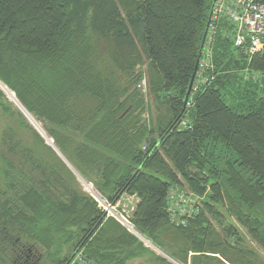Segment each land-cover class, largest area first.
Instances as JSON below:
<instances>
[{
	"label": "trees",
	"instance_id": "16d2710c",
	"mask_svg": "<svg viewBox=\"0 0 264 264\" xmlns=\"http://www.w3.org/2000/svg\"><path fill=\"white\" fill-rule=\"evenodd\" d=\"M212 1L0 0V84L28 113L80 132L70 139L43 127L98 194L133 199L130 223L160 252L182 264L189 254L192 264H263L247 258L217 210L264 251V92L244 79L230 41L215 38L207 81L184 103ZM263 63L254 56L249 69L260 73ZM4 98L0 91L9 113ZM52 177L17 187L15 203L0 194V264H40L41 249L52 264L143 255L73 183ZM174 191L190 200L184 227L168 210Z\"/></svg>",
	"mask_w": 264,
	"mask_h": 264
},
{
	"label": "rangeland",
	"instance_id": "374dc122",
	"mask_svg": "<svg viewBox=\"0 0 264 264\" xmlns=\"http://www.w3.org/2000/svg\"><path fill=\"white\" fill-rule=\"evenodd\" d=\"M141 87L142 92H144V94L142 93L143 101L151 112L153 111V109L150 104L151 98L147 95V86H144V84H142ZM0 91H2V93L4 94V100L6 99V103L2 105L6 109H9V113H4V110L2 108L0 109V194L2 195V192L4 193V199H7L9 203H15V195L19 194V192L16 191L17 187H20L21 185H28V183L30 182L37 186L39 182L46 178L50 179V177L53 181L52 175L56 174L58 176H62L66 185H68L69 182L73 183L76 188L87 195L94 202L96 208L100 211V213L104 214L105 217H107V214L90 195L91 192L97 196L102 197L103 202H107L114 207L118 206L117 211L125 213L131 212V205L133 204L132 198L130 199L128 198L127 194H124L120 196L117 201L112 203L104 195L98 194L94 185L88 183L80 175L78 170L72 164L73 161L70 160L66 156V154V157H64L60 152H56L53 149V143L48 135L44 132V128L46 129L49 127L56 133H59L62 136L69 137L70 139H74L80 136V132L77 133L64 128L52 127L43 119H40L35 115L28 113V111H26V109L18 102L15 95L2 84H0ZM85 106L89 107L90 104L87 102ZM84 110L85 109L78 110L77 114ZM81 113L82 114H80V116L86 115L83 112ZM145 115L146 112L142 115V117H146ZM33 131H35L41 137L44 143L39 138H37L36 134ZM75 144L76 143L69 145L67 147V150L74 152V148L76 147ZM85 144H87V146L90 148L96 147L92 143L85 142ZM13 146L15 147V151L13 153H10L9 147ZM47 147H50L54 154ZM72 158L75 161L77 160L73 156ZM10 162H12L13 166L15 165V167H9ZM76 162L78 163V161ZM42 172L47 175L46 178L44 176H40ZM9 186H14V189L10 188ZM217 210L219 211V213L224 215L227 222H231V224L234 225L238 230V233L242 238V248H246V250L253 253L252 256L249 255L247 256V258H249L251 261L254 258L258 259V262L264 264V251L256 243L250 240L245 229L237 226V223L234 220L227 217L223 209L218 207ZM107 219L113 218L109 216L107 217ZM141 247L142 250L140 251V253H143V255H141L139 258L130 259L126 264H165L164 262L158 260L159 256H157V254L159 253L155 252L152 248L146 247L148 249L147 250L146 248H143V246ZM40 253L42 258L40 264H52L53 258L50 255L45 254V251H43L42 249ZM136 253L139 254L138 250ZM64 255L65 254L63 253L61 256ZM162 255L164 257L166 256V264H182L178 260H175L168 255ZM187 264H192V261L190 260V254L188 255ZM210 264H213V262L210 261Z\"/></svg>",
	"mask_w": 264,
	"mask_h": 264
},
{
	"label": "built area",
	"instance_id": "2783aa9c",
	"mask_svg": "<svg viewBox=\"0 0 264 264\" xmlns=\"http://www.w3.org/2000/svg\"><path fill=\"white\" fill-rule=\"evenodd\" d=\"M217 36L230 41L232 49L244 58L245 67L242 75L245 80H252L259 83V88L264 92V63L263 71L260 73L252 72L249 64L254 56L264 58V0H215L211 17L205 36L204 45L201 52L193 90H196L207 80L203 77L206 69H212V47ZM98 205L101 206L107 217H112L129 234L138 239L143 246L152 248L155 252L162 254L148 240L142 237L129 221V213L117 211L118 206L114 207L103 202L102 197L93 194ZM190 200L185 193L172 192L169 195L168 210L172 215L171 220L176 226L184 227L186 219L191 217L189 209ZM89 264L80 256H76L71 264Z\"/></svg>",
	"mask_w": 264,
	"mask_h": 264
},
{
	"label": "water",
	"instance_id": "95a60500",
	"mask_svg": "<svg viewBox=\"0 0 264 264\" xmlns=\"http://www.w3.org/2000/svg\"><path fill=\"white\" fill-rule=\"evenodd\" d=\"M214 2L215 0L212 1V5H211V8H210V12H209V15H208V20H207V23H206V28H205V32H204V35L202 37V41H201V47H200V50H199V53H198V56H197V60H196V64H195V67H194V70H193V73H192V76H191V79H190V83H189V86H188V90H187V93H186V96H185V99H184V103L187 102L188 100V97L190 95V92L192 90V86H193V83H194V80H195V76H196V72H197V69H198V65H199V61H200V57H201V52H202V48H203V45H204V41H205V36H206V32H207V28H208V24H209V19L211 17V13H212V9H213V5H214ZM53 146V149L56 151V152H59L55 147L54 145ZM159 251V250H158ZM160 252V251H159ZM162 253V252H161ZM163 254V253H162ZM166 257V256H165Z\"/></svg>",
	"mask_w": 264,
	"mask_h": 264
},
{
	"label": "crops",
	"instance_id": "0c3cea01",
	"mask_svg": "<svg viewBox=\"0 0 264 264\" xmlns=\"http://www.w3.org/2000/svg\"><path fill=\"white\" fill-rule=\"evenodd\" d=\"M158 256H161L162 258H164L165 259V257L162 255V254H157Z\"/></svg>",
	"mask_w": 264,
	"mask_h": 264
},
{
	"label": "bare ground",
	"instance_id": "6f19581e",
	"mask_svg": "<svg viewBox=\"0 0 264 264\" xmlns=\"http://www.w3.org/2000/svg\"><path fill=\"white\" fill-rule=\"evenodd\" d=\"M89 187V186H88ZM85 190H86V188H85Z\"/></svg>",
	"mask_w": 264,
	"mask_h": 264
}]
</instances>
